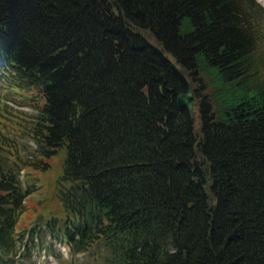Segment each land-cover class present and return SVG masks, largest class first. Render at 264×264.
Instances as JSON below:
<instances>
[{
	"label": "trees",
	"instance_id": "trees-1",
	"mask_svg": "<svg viewBox=\"0 0 264 264\" xmlns=\"http://www.w3.org/2000/svg\"><path fill=\"white\" fill-rule=\"evenodd\" d=\"M263 31L255 0H0V83L40 99L30 155L0 142V264L58 256L43 228L103 264H264ZM61 148L63 217L16 232Z\"/></svg>",
	"mask_w": 264,
	"mask_h": 264
},
{
	"label": "rangeland",
	"instance_id": "rangeland-1",
	"mask_svg": "<svg viewBox=\"0 0 264 264\" xmlns=\"http://www.w3.org/2000/svg\"><path fill=\"white\" fill-rule=\"evenodd\" d=\"M264 9V0H255ZM264 39V31L261 34ZM0 83V142L1 145L13 152L10 159L30 155L34 142L28 136L31 117L36 112L34 104L40 101L33 91H18L8 89ZM33 98V100H31ZM34 103V104H31ZM196 116V100L192 95L191 110ZM10 139V140H9ZM6 144H9L6 145ZM64 158V149L61 148L48 157V168L36 170L24 167L19 173L22 187L30 186V193L24 198L23 212L20 214L15 231L27 230L29 227H38L50 216L63 217L64 210L56 197L57 179L61 171V162ZM43 227V226H42ZM39 227V229H42ZM40 238L43 242L52 243V248L58 256L45 253L44 248L37 251L32 248L31 258L36 264H103L101 248H93L85 252L71 255L65 244L51 240L44 228ZM46 244V245H47ZM73 256V257H72Z\"/></svg>",
	"mask_w": 264,
	"mask_h": 264
},
{
	"label": "water",
	"instance_id": "water-1",
	"mask_svg": "<svg viewBox=\"0 0 264 264\" xmlns=\"http://www.w3.org/2000/svg\"><path fill=\"white\" fill-rule=\"evenodd\" d=\"M191 101H192V93L190 84H188L185 91L180 92L176 95V105L179 107H186L188 110H191Z\"/></svg>",
	"mask_w": 264,
	"mask_h": 264
}]
</instances>
